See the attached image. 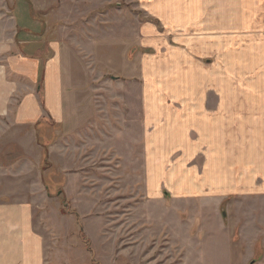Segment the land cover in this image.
Listing matches in <instances>:
<instances>
[{
	"label": "rangeland",
	"instance_id": "1",
	"mask_svg": "<svg viewBox=\"0 0 264 264\" xmlns=\"http://www.w3.org/2000/svg\"><path fill=\"white\" fill-rule=\"evenodd\" d=\"M24 2L21 5L27 7ZM148 3H37L46 9L51 41L62 45L63 114L47 134L52 140L46 162L52 165L43 171L38 168L41 146L31 158L38 185L34 206L37 214L41 212L36 218L43 221L47 264H91L77 234L75 215L63 214L60 199L46 194L41 177L50 174L53 184L61 182L63 197L77 212L100 264H224L227 258L228 246L215 233L231 229L227 200L214 205L202 197L176 198L163 182L157 193H151L155 176L149 173L144 153L149 127L143 123V71L148 77L157 76L158 87L169 90L164 99L168 103L185 102L188 93L198 89L194 80L201 89L206 60L201 45L202 0H178V7L165 13ZM172 15L177 18L174 23L158 21ZM195 91L199 100L202 90ZM10 120L0 130V147L17 134L26 138L32 133V126H17ZM162 172L156 167L157 180ZM210 235L215 243L201 240ZM231 236L234 242L235 233Z\"/></svg>",
	"mask_w": 264,
	"mask_h": 264
},
{
	"label": "crops",
	"instance_id": "2",
	"mask_svg": "<svg viewBox=\"0 0 264 264\" xmlns=\"http://www.w3.org/2000/svg\"><path fill=\"white\" fill-rule=\"evenodd\" d=\"M38 1L0 0V130L10 119L32 126L26 138L17 134L0 147V264L49 259L43 221L36 218L32 159L39 146L40 159L48 151L49 126L62 119V45L51 41ZM177 1L144 0L161 13ZM200 7L206 61L201 89L193 82L202 90L199 100L193 90L185 102L168 103L163 85L158 100L157 76L143 71L151 193L163 182L176 198L202 197L214 205L227 200L231 229L215 232L229 249L224 264H264V0H202ZM176 19L158 17L162 23ZM156 167L163 168L159 180ZM257 246L261 256L254 261Z\"/></svg>",
	"mask_w": 264,
	"mask_h": 264
},
{
	"label": "trees",
	"instance_id": "3",
	"mask_svg": "<svg viewBox=\"0 0 264 264\" xmlns=\"http://www.w3.org/2000/svg\"><path fill=\"white\" fill-rule=\"evenodd\" d=\"M158 24V22H156ZM46 159H47V146L43 149V154H42V163H41V168H42V171H43V167L44 166H48V168L51 167L52 164H49L46 162ZM47 168V169H48ZM52 175H48L47 177L43 178V184H44V188H45V191H46V194L47 196L49 197H58L60 199V202L62 204V208H61V212L63 214H68V215H75L76 217V221H77V227H78V230H77V234H78V237L79 239H81V242L84 244V248H85V252H87L89 255H90V263L91 264H100L99 262H97L95 259H94V251L91 249V243H90V240L85 236V234L83 233L82 231V226H81V223H80V220H79V217H78V214L75 210L71 209L70 208V204L69 202H67L65 200V198L63 197V192L61 190V182L57 183V184H53L50 180L52 179ZM51 185H55V189L53 190L51 188ZM236 240V238H235ZM261 256V251L259 250V247L257 246L256 247V254L255 256L253 257L254 261H257V259Z\"/></svg>",
	"mask_w": 264,
	"mask_h": 264
}]
</instances>
